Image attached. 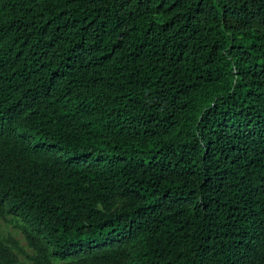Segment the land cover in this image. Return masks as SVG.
Returning <instances> with one entry per match:
<instances>
[{
  "label": "trees",
  "instance_id": "16d2710c",
  "mask_svg": "<svg viewBox=\"0 0 264 264\" xmlns=\"http://www.w3.org/2000/svg\"><path fill=\"white\" fill-rule=\"evenodd\" d=\"M8 216L31 264H264V0H0Z\"/></svg>",
  "mask_w": 264,
  "mask_h": 264
},
{
  "label": "rangeland",
  "instance_id": "374dc122",
  "mask_svg": "<svg viewBox=\"0 0 264 264\" xmlns=\"http://www.w3.org/2000/svg\"><path fill=\"white\" fill-rule=\"evenodd\" d=\"M23 222L19 221L13 216H8L6 219L0 218V238L8 239L13 237L24 250V253H19V258L24 264H31V260L28 255H33V250L27 245L24 234L22 233L19 226ZM53 264H66L62 260H53Z\"/></svg>",
  "mask_w": 264,
  "mask_h": 264
}]
</instances>
